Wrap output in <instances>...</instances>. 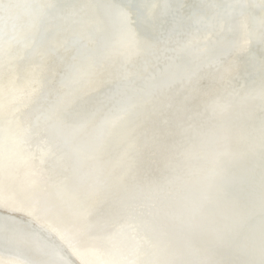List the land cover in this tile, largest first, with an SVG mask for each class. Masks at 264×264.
I'll list each match as a JSON object with an SVG mask.
<instances>
[{
	"label": "water",
	"instance_id": "1",
	"mask_svg": "<svg viewBox=\"0 0 264 264\" xmlns=\"http://www.w3.org/2000/svg\"><path fill=\"white\" fill-rule=\"evenodd\" d=\"M12 2L0 264H117L114 228L134 261L247 258L264 194V0H51L43 34L34 0Z\"/></svg>",
	"mask_w": 264,
	"mask_h": 264
},
{
	"label": "snow or ice",
	"instance_id": "2",
	"mask_svg": "<svg viewBox=\"0 0 264 264\" xmlns=\"http://www.w3.org/2000/svg\"><path fill=\"white\" fill-rule=\"evenodd\" d=\"M18 7L12 0H0V11L7 13L11 9ZM34 9V13L28 21V26L35 29L38 33L43 34L46 30V25L49 20L56 17L60 11L61 6L51 2V0H34L29 5ZM244 7V5H239ZM119 16L121 17L124 24L127 26L129 22L128 13L123 9H117ZM15 39V37H13ZM261 155L264 157V129L261 132L260 140ZM241 247L244 250L246 257L245 259L235 261L234 264H264V194L261 197L260 204V229L259 236L257 238L255 232H251L247 238L241 243ZM41 264H57L55 260L43 261ZM125 264H217L212 259H201V260H169V259H147L137 261H127Z\"/></svg>",
	"mask_w": 264,
	"mask_h": 264
},
{
	"label": "bare ground",
	"instance_id": "3",
	"mask_svg": "<svg viewBox=\"0 0 264 264\" xmlns=\"http://www.w3.org/2000/svg\"><path fill=\"white\" fill-rule=\"evenodd\" d=\"M35 61H31V66ZM1 137V136H0ZM39 142V140H37L35 143H32L30 150L41 157V152H40V147L37 145ZM40 144V142H39ZM41 145V144H40ZM2 144H1V138H0V148H2ZM42 146V145H41ZM1 166V165H0ZM4 170V168H2V170H0V173ZM26 171L23 169H21V171L19 173H17V175H15V178L17 177V179H20L24 176L23 173H25ZM17 179H15V181H17ZM10 180L11 177H10ZM115 230L112 229L111 232L106 236V242H107V248H108V252L112 258V263L116 262L117 264H125V262L127 261H134L132 259V255L130 254V252H128L127 247L124 248L122 247V245L120 244V238L118 236L117 231H113ZM72 239L71 237L68 238V240Z\"/></svg>",
	"mask_w": 264,
	"mask_h": 264
}]
</instances>
